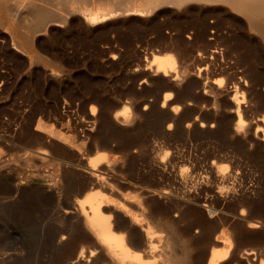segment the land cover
Returning <instances> with one entry per match:
<instances>
[{"label":"rangeland","instance_id":"obj_1","mask_svg":"<svg viewBox=\"0 0 264 264\" xmlns=\"http://www.w3.org/2000/svg\"><path fill=\"white\" fill-rule=\"evenodd\" d=\"M76 1L0 0V264H69L82 251L85 264H103L89 257L76 212L63 213L102 189L118 205L144 200L194 250L188 264H198L197 255L207 264L211 249L224 247L215 239L227 235L233 247L221 264L264 263L261 37L224 2L137 0L132 14L125 10L133 0ZM106 6L124 12L90 24L79 11ZM154 55L171 57L174 67L157 71ZM236 89L242 123L233 111ZM167 92L172 99L164 102ZM65 101L89 117L96 107L87 139L65 123ZM40 120L70 141L38 132ZM30 150H47L49 159H27ZM97 154L105 157L99 173L87 162ZM184 168L191 177L180 186L175 175ZM101 172L114 194L91 186ZM253 221L259 227H249Z\"/></svg>","mask_w":264,"mask_h":264},{"label":"bare ground","instance_id":"obj_2","mask_svg":"<svg viewBox=\"0 0 264 264\" xmlns=\"http://www.w3.org/2000/svg\"><path fill=\"white\" fill-rule=\"evenodd\" d=\"M44 1V0H43ZM68 1V0H67ZM70 1V0H69ZM75 1V0H74ZM80 1V0H77ZM76 1V2H77ZM84 1V0H83ZM86 1V0H85ZM102 1V0H101ZM172 2L180 4H184L186 0H167ZM184 1V2H183ZM189 1V0H188ZM197 1V0H196ZM200 1V0H198ZM204 1V0H203ZM209 2H224L226 4H229L233 7L234 11L236 10L240 14H242L248 24V30L257 33L258 38L261 37L263 43H264V0H208ZM207 1V2H208ZM60 2V1H59ZM115 2V1H114ZM118 2H121V0ZM17 3V2H16ZM14 3V4H16ZM28 3V2H27ZM48 3V2H47ZM102 3V2H101ZM100 3V4H101ZM169 3V2H168ZM6 4V3H5ZM29 4V3H28ZM51 4V2L49 3ZM63 4V3H62ZM61 4V5H62ZM99 4V3H98ZM133 5L129 8H127L125 11H131L130 13L134 14L136 12H139L137 0H133ZM164 4V3H163ZM9 5V4H8ZM17 5V4H16ZM39 6V3L37 4ZM55 5V4H54ZM68 5V3H67ZM81 5V4H80ZM96 5V4H95ZM102 5V4H101ZM100 5V6H101ZM18 6V5H17ZM21 6V5H20ZM28 6V5H27ZM26 6V8H27ZM71 6V5H70ZM69 6V7H70ZM82 6V5H81ZM19 7V6H18ZM42 7V6H39ZM73 7V6H72ZM75 7V5H74ZM80 7V6H79ZM78 7V8H79ZM121 7V6H120ZM119 7V8H120ZM35 8V7H33ZM68 8V7H67ZM77 8V7H76ZM75 8V9H76ZM115 8V6H106L101 7L99 9L92 8V10H89L87 8H80V12L84 14V18L86 21L91 23H96L101 20H104L107 16H111L113 13H118V11L123 9ZM11 9V8H10ZM31 9V8H30ZM42 8H38V10ZM60 9V8H58ZM62 9V8H61ZM66 9V8H65ZM232 9V8H231ZM12 10V9H11ZM14 10V9H13ZM19 10H21L19 8ZM38 11V15L43 16V18H47L50 21L54 20L52 18V15L50 11ZM47 10V9H46ZM69 10V9H67ZM65 10V11H67ZM71 10V9H70ZM77 10V9H76ZM75 10V12H76ZM64 11V8H63ZM78 11V13H79ZM235 11V12H236ZM15 12V11H14ZM35 13V11L33 10ZM50 12V13H49ZM53 12V11H52ZM69 12V11H67ZM74 12V13H75ZM10 13H12L10 11ZM128 13V12H127ZM17 14V13H16ZM28 14V13H27ZM52 16H51V15ZM67 14V13H66ZM69 14V13H68ZM121 14V13H120ZM116 15V14H115ZM119 15V14H118ZM32 16V15H31ZM36 16V14H35ZM51 16V17H50ZM66 16V15H65ZM109 16V17H110ZM49 17V18H48ZM68 17V16H67ZM66 17V18H67ZM113 17V16H112ZM57 18V16H56ZM108 18V17H107ZM106 18V19H107ZM34 19V18H33ZM40 19V18H39ZM45 19H43L45 21ZM59 19V18H57ZM35 20V19H34ZM64 20V19H62ZM46 21V22H50ZM55 21V20H54ZM58 21V20H57ZM41 22V21H40ZM26 23V22H25ZM42 23V22H41ZM39 23V24H41ZM47 24V23H45ZM49 24V23H48ZM47 24V25H48ZM246 24V25H247ZM27 25V24H26ZM46 25V26H47ZM38 26V25H37ZM26 27V26H25ZM41 27V26H40ZM40 29L39 27H37ZM247 29V28H246ZM202 33V32H201ZM204 33V32H203ZM200 34V33H199ZM198 34V35H199ZM202 36V35H201ZM204 37V35H203ZM212 38V37H211ZM214 38V37H213ZM216 38V37H215ZM205 40V39H204ZM211 40V39H210ZM213 40V39H212ZM264 49V48H263ZM216 50V49H215ZM217 53V52H216ZM214 55V54H212ZM215 57V56H214ZM211 58V57H210ZM213 59V57H212ZM153 63L156 65V69L159 72H166L168 69H171L174 67V60L166 55H154ZM169 72V71H168ZM170 73V72H169ZM168 73V74H169ZM175 81V80H174ZM179 83V82H178ZM242 83V82H241ZM240 87V86H239ZM242 87V86H241ZM240 87V88H241ZM234 88V87H233ZM236 88V87H235ZM243 88V87H242ZM171 91V90H170ZM239 91V90H238ZM237 89L236 94L234 95V103H235V109L233 110L236 114V117H238L239 122L242 123L243 121V110H242V103L238 101L237 98ZM263 94V93H261ZM262 96V95H261ZM172 99V92H167L164 95V102L170 101ZM231 100V99H230ZM264 100V99H263ZM233 102V100H232ZM244 107V106H243ZM253 107V106H252ZM120 110L121 114H125V112L128 111L127 106H124ZM246 109L244 108V112ZM96 107L91 108V113L95 114ZM246 114V113H244ZM121 118V117H120ZM264 118V117H262ZM41 119V118H40ZM258 119V118H257ZM122 120V119H121ZM262 120V119H261ZM264 120V119H263ZM42 120L38 121L36 124V130L42 131L46 134H48L46 137L48 138H56L58 139H64L63 131L56 128L53 124H45ZM243 125V124H242ZM241 124H238L236 126V129L241 128ZM235 128V126L233 127ZM236 129H234L236 131ZM238 131H241L238 130ZM41 132V133H42ZM45 135V134H44ZM70 135V134H69ZM65 135L67 139H64L67 143V140L70 141L71 137ZM44 137V136H43ZM70 137V138H69ZM79 138V137H78ZM60 139V140H61ZM63 141V140H61ZM68 141V142H69ZM73 141V140H72ZM79 142V141H78ZM74 143V142H73ZM70 144V143H69ZM74 145V144H71ZM84 145V144H83ZM77 147V146H76ZM61 148V147H60ZM56 149V148H55ZM66 150V149H65ZM79 150V149H78ZM29 151V150H28ZM26 153V158L30 160L39 159L43 162L45 159V156L47 157L46 161L49 159L47 156V150H30L34 151L33 153ZM53 151V150H52ZM100 154V153H99ZM103 156L106 155V153H102ZM105 154V155H104ZM158 154V153H157ZM155 155V154H153ZM103 156L94 155L92 156L88 162V168H90L92 171H98V166L101 165L103 162L102 160L107 157V155L103 158ZM158 158V157H157ZM25 159V158H24ZM155 159V158H154ZM161 160V158H159ZM158 159V161H159ZM105 160V159H104ZM164 160V158H163ZM161 161V163H164V161ZM35 161V160H34ZM33 161V162H34ZM44 160V162H46ZM155 161V160H154ZM166 162V161H165ZM81 163V162H80ZM152 163V162H151ZM160 163V165H161ZM159 164V163H157ZM109 165V164H107ZM154 165V164H153ZM166 163L163 164V167L166 168ZM100 167V166H99ZM104 167V166H103ZM110 167V166H109ZM160 167V166H158ZM38 168V167H37ZM59 168V167H58ZM13 169V168H12ZM162 169V168H161ZM72 170V169H71ZM105 170V169H104ZM163 170V169H162ZM102 171V170H100ZM152 171V170H151ZM163 172V171H162ZM37 173V172H36ZM67 173V172H66ZM94 174L93 182L91 183L92 187H99V188H107L109 191H112L111 188L104 185L103 182V176L102 172L100 174ZM115 173V172H114ZM148 173V172H147ZM52 174V173H51ZM75 174V173H74ZM79 174V173H78ZM76 174V175H78ZM153 174V173H152ZM156 174V173H155ZM178 175H175L176 180L178 181L177 184H180V186L187 183V180L191 177L189 172L186 171V168L184 170L181 169L180 173L178 171ZM143 175V174H142ZM217 179L222 178L225 179L226 174L222 171H218ZM159 176V174H158ZM34 177V176H33ZM41 177V176H40ZM54 177V176H53ZM83 177V176H82ZM154 177V176H153ZM156 177V176H155ZM91 178V176H90ZM162 178V177H161ZM178 178V179H177ZM193 178V177H192ZM78 179V178H77ZM92 179V178H91ZM170 179V178H169ZM20 180V179H19ZM23 180V179H22ZM168 180V179H167ZM174 180V179H173ZM220 180V179H219ZM91 181V180H89ZM227 181V180H226ZM18 182V181H17ZM87 182V181H86ZM158 182V181H157ZM175 182V181H174ZM225 182V181H223ZM22 183V182H21ZM50 183V182H49ZM77 183V182H76ZM90 183V182H89ZM163 183V182H162ZM20 184V183H19ZM83 184V183H82ZM156 184V183H155ZM167 184V183H166ZM52 185V184H48ZM22 186V185H21ZM89 186V185H88ZM114 186V185H113ZM112 186V187H113ZM185 186V185H184ZM17 187V186H16ZM176 187V186H175ZM195 187V186H194ZM71 188V186H70ZM17 189V188H16ZM161 189V188H160ZM95 190V189H94ZM98 190V188H97ZM103 190V189H102ZM101 190V191H102ZM117 190V189H116ZM120 190V189H118ZM91 192L88 194H85V196L81 199H77L76 206L73 209H67L63 211V213L66 215L75 213L79 217L80 226L88 232L90 237L89 246L91 245L90 254L89 257L91 258H99L103 260V264H188L189 263V255L194 250L188 245L187 242H185L176 231L173 229L171 230L170 227L164 222L163 219L159 218L154 214L152 209L147 205L146 202L135 200L130 201L122 205L116 204V202H113L108 197V193L104 194L103 192ZM166 191V190H165ZM184 191V190H183ZM90 192V191H89ZM175 192V191H174ZM23 193V192H22ZM160 193V192H159ZM179 193V192H178ZM188 193V192H187ZM73 194V193H72ZM112 194L114 192L112 191ZM133 194V193H132ZM137 194V193H136ZM135 194V197H137ZM139 194V193H138ZM137 194V195H138ZM161 194V193H160ZM15 195V194H14ZM166 195V194H165ZM168 195V194H167ZM186 195V194H185ZM131 196V194H130ZM170 196V195H169ZM173 196V195H172ZM56 197V196H55ZM140 197V195L137 197V199ZM143 197V196H142ZM161 197V195H160ZM164 197V196H163ZM167 197V196H166ZM165 197V198H166ZM171 197V196H170ZM168 197L170 200L171 198ZM174 198V197H173ZM125 199V198H124ZM123 199V200H124ZM135 199V198H134ZM140 199V198H139ZM145 199V198H143ZM176 200L179 198H175ZM173 199V200H175ZM129 200V199H128ZM165 200V199H164ZM172 200V201H173ZM175 200V201H176ZM174 202V201H173ZM180 202V201H179ZM71 203V202H70ZM167 203V202H166ZM176 203V202H175ZM184 203V201H183ZM120 204V203H119ZM181 205V204H180ZM203 206L208 207L209 205L205 203ZM62 208V207H61ZM75 210V211H73ZM197 210V209H196ZM56 212V211H55ZM54 212V213H55ZM175 212V211H174ZM192 212V209H191ZM201 212V211H200ZM62 213V214H63ZM193 213V212H192ZM199 213V211H198ZM249 213V212H248ZM63 214V215H64ZM177 214V213H176ZM197 215V213H195ZM200 214V213H199ZM250 214V213H249ZM195 215V217H196ZM243 217H245V213L242 212L241 214ZM240 215V216H241ZM247 215V214H246ZM54 216V215H53ZM172 216V215H171ZM192 216V215H191ZM198 216V215H197ZM239 216V215H238ZM59 217V216H58ZM73 217V216H72ZM71 217V218H72ZM75 217V216H74ZM77 218V217H76ZM180 218V217H179ZM56 219V218H55ZM60 219V218H59ZM70 219V218H69ZM73 219V218H72ZM172 219V218H171ZM247 219V217H246ZM76 221V219H75ZM59 222V221H58ZM70 222V221H69ZM74 222V221H73ZM76 222V223H78ZM65 223V221H64ZM197 223V222H196ZM60 224V223H59ZM66 224V223H65ZM62 225V224H61ZM171 225V224H170ZM63 226V225H62ZM173 226V225H172ZM171 226V227H172ZM249 227H259V224L255 221L249 222ZM52 227V226H51ZM173 228V227H172ZM57 230V229H56ZM67 230V229H66ZM69 230V229H68ZM58 231V230H57ZM63 231V230H62ZM54 232V230H53ZM52 232V233H53ZM56 232V231H55ZM61 232V231H60ZM65 232V231H63ZM59 233V232H58ZM67 233V232H66ZM163 233H166L163 235ZM68 234V233H67ZM72 235V234H71ZM56 236V235H55ZM83 236V235H81ZM84 237V236H83ZM86 237V236H85ZM64 238V237H63ZM80 238V237H79ZM226 238V237H225ZM86 239H88L86 237ZM216 243H222L223 249H217L216 247H213L210 252V256L208 258L207 264H221V262L225 261L229 258V254L231 252V248L233 247V240L230 239V236L227 235L226 239H215ZM215 243V242H214ZM81 245V244H80ZM79 245V246H80ZM85 245V244H84ZM83 246V245H82ZM86 246H88L86 244ZM71 247V246H70ZM88 248V247H87ZM234 249V248H233ZM87 251V249H86ZM88 252V251H87ZM85 251H82L79 255H77L76 259L69 264H85L90 259H87V255H85ZM234 253V252H233ZM193 254V253H192ZM246 254L250 255L251 252L249 250H246ZM194 255V254H193ZM246 256V255H245ZM244 256V257H245ZM243 257V256H242ZM193 258V257H192ZM101 260V261H102ZM193 260V259H192ZM97 262V259L93 260V262ZM191 261V260H190ZM196 261L198 264H201V258L199 255L196 257ZM92 262V261H91ZM90 262V263H91ZM92 262V263H93ZM95 262V263H96ZM89 263V264H90ZM93 263V264H95ZM191 264V263H190ZM264 264V263H262Z\"/></svg>","mask_w":264,"mask_h":264},{"label":"built area","instance_id":"obj_3","mask_svg":"<svg viewBox=\"0 0 264 264\" xmlns=\"http://www.w3.org/2000/svg\"><path fill=\"white\" fill-rule=\"evenodd\" d=\"M62 116L66 120L67 126L76 127L77 132L83 139H87L89 133L93 130L95 125V115L91 114L90 116H85L81 114L79 110V103H71L65 101L61 109Z\"/></svg>","mask_w":264,"mask_h":264}]
</instances>
